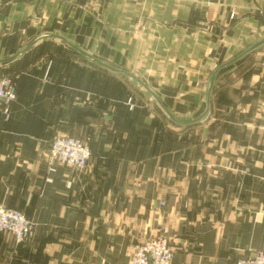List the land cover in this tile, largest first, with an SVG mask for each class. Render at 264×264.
Masks as SVG:
<instances>
[{
    "label": "crops",
    "instance_id": "obj_1",
    "mask_svg": "<svg viewBox=\"0 0 264 264\" xmlns=\"http://www.w3.org/2000/svg\"><path fill=\"white\" fill-rule=\"evenodd\" d=\"M45 34L135 76L188 120L214 70L264 37V0H0V60ZM2 76L16 97L0 115V203L33 233H0V264H126L160 235L171 264L264 253V47L218 74L207 116L188 127L56 40ZM62 135L88 142L86 169L48 163Z\"/></svg>",
    "mask_w": 264,
    "mask_h": 264
},
{
    "label": "built area",
    "instance_id": "obj_2",
    "mask_svg": "<svg viewBox=\"0 0 264 264\" xmlns=\"http://www.w3.org/2000/svg\"><path fill=\"white\" fill-rule=\"evenodd\" d=\"M15 97L14 79L11 76L0 77V115L5 120L10 117V106ZM47 155L49 164H66L81 171L89 165L91 150L87 141L62 135L51 140ZM32 229V223L21 211L0 204V233H9L17 243H21L31 236ZM172 256L168 242L154 238L135 245L126 264H171ZM236 264H264V253L247 255Z\"/></svg>",
    "mask_w": 264,
    "mask_h": 264
},
{
    "label": "water",
    "instance_id": "obj_3",
    "mask_svg": "<svg viewBox=\"0 0 264 264\" xmlns=\"http://www.w3.org/2000/svg\"><path fill=\"white\" fill-rule=\"evenodd\" d=\"M45 40L59 41V42L63 43L65 46H67L68 48H70L71 50H73L75 53H77L83 59L95 64L96 66H98V67H100L106 71H109L111 73H115L117 75L123 76L126 79L130 80L131 82L135 83L155 103V105L159 108V110H161V112L168 119L169 122H171L174 125L180 126V127H188V126L195 125V124L201 122L207 116L213 86H214L215 80H216V78L220 72H222L226 68H229V67L235 65L236 63H238L240 60L247 57L251 53L259 50L262 47H264V37H263L259 41L255 42L254 44H252L249 47H247L246 49H244L241 53H239L236 57H234L230 61H227V62L219 65L214 70V72L212 73V75L208 81L207 91H206V95H205L204 111L200 115H198L196 118L186 120V119H179V118L175 117L174 115H172L166 109V107L162 104V102L158 99V97L143 82H141L135 76H133L130 73L123 71L117 67H114V66H112V65H110V64L90 55V54H88L87 52H85V51L77 48L73 44L69 43L66 39H64L63 37H61L59 35L45 34V35H41V36L37 37L36 40L33 41V43L28 45L22 51H19L18 53H16L15 55H13L9 58L0 60V66L5 65V64H9L10 62L16 60L18 57H20L25 52H27L31 47H33V46L37 45L38 43L43 42Z\"/></svg>",
    "mask_w": 264,
    "mask_h": 264
},
{
    "label": "rangeland",
    "instance_id": "obj_4",
    "mask_svg": "<svg viewBox=\"0 0 264 264\" xmlns=\"http://www.w3.org/2000/svg\"><path fill=\"white\" fill-rule=\"evenodd\" d=\"M128 104H130V101H129V103ZM131 105V104H130ZM56 137H58V136H56ZM69 137V136H68ZM55 138V137H54ZM72 138H75V137H72ZM77 139H79V138H77ZM79 140H81V139H79ZM82 141V140H81ZM84 142H86V141H84ZM48 154V153H47ZM90 161H91V158H90ZM49 163V162H48ZM1 204V203H0ZM4 206V205H3ZM10 209H13V208H10ZM17 210V209H16ZM20 211V210H19ZM22 212V211H21ZM23 213V212H22ZM24 214V213H23ZM25 215V214H24ZM26 216V215H25ZM27 218V217H26ZM33 225V224H32ZM32 233H33V229H32ZM32 233H31V235H32ZM155 238H163V239H165L167 242H168V244H169V246H170V248L172 247L171 245H170V242H169V238H167V237H165L164 235H160V236H157V237H155ZM151 239H154V238H151ZM141 244V243H140ZM171 250H172V248H171ZM173 252V251H172ZM258 253H262V252H256V253H253V254H258ZM253 254H250V255H253ZM263 254V253H262Z\"/></svg>",
    "mask_w": 264,
    "mask_h": 264
}]
</instances>
